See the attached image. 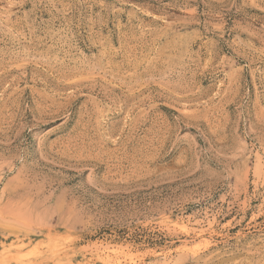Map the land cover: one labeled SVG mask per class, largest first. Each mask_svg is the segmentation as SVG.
<instances>
[{
    "label": "rangeland",
    "instance_id": "obj_1",
    "mask_svg": "<svg viewBox=\"0 0 264 264\" xmlns=\"http://www.w3.org/2000/svg\"><path fill=\"white\" fill-rule=\"evenodd\" d=\"M0 264H264V0H0Z\"/></svg>",
    "mask_w": 264,
    "mask_h": 264
}]
</instances>
